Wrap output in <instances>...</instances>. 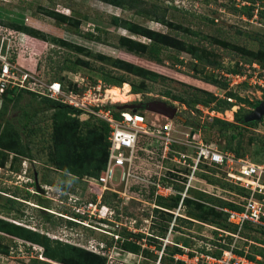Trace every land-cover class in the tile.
Here are the masks:
<instances>
[{"label": "rangeland", "instance_id": "1", "mask_svg": "<svg viewBox=\"0 0 264 264\" xmlns=\"http://www.w3.org/2000/svg\"><path fill=\"white\" fill-rule=\"evenodd\" d=\"M141 1L138 7L149 8L154 5L160 11L164 9L167 19L180 23L183 28H188L194 33L164 27L155 20L136 14L132 8L123 10L99 0H0V56L10 57L13 54V64L17 68L33 73L36 79L41 81H47L50 76L59 73L58 75L63 77L60 84L65 93L89 90V95L82 97L89 108L102 103L111 106L115 112L139 110L148 122L162 123L163 117L166 116L143 108V104L147 102L161 101L174 108L179 117L187 118L189 122L183 124L181 118L167 117L174 129L170 131L172 136L183 138L184 132H189L193 127L194 133L199 131L203 142L210 143L217 149H225L224 146L228 143L226 135L236 133L240 138L237 157L264 160V116L255 125L239 124L235 128L226 126L222 129L224 135H219L218 124L211 123L212 118L216 117L235 124V116L246 114L254 107L251 105L264 96V73L256 72L258 70L252 67L251 62L231 46L218 44V40H225L230 45L248 50L259 49L264 45V19L258 18L255 13L251 17L246 16L245 7L250 4L246 0ZM262 2L264 3V0ZM256 5L259 6V2ZM47 10L68 14L73 20H78L77 27L68 21L44 15ZM111 15L128 18L141 26L181 38L186 43L193 44L199 51L203 49L209 60L219 62V66L202 64L184 51L176 52L169 48L161 49L158 59L152 60L144 53L115 47L112 44L116 43L118 34L146 43L148 39L114 26L110 23ZM10 23H22L47 36L43 39L41 34L34 33L36 36H33L12 30L7 27ZM86 32L98 37V40L85 38ZM56 40H62L63 43ZM115 58L152 70L158 76L150 81L129 74L112 65ZM75 59L81 60L82 63H73ZM62 62L72 66L59 71L56 65ZM257 65L262 67L258 63ZM242 71H245L242 81L232 82V78L228 77L229 74ZM118 75L127 79L129 92H124L125 82H119L116 79ZM210 77L215 81H210ZM228 81L232 84L229 85ZM142 84L147 85V89L143 88ZM109 85L111 87H108ZM96 86L99 87L96 89ZM193 88L206 90L217 97H228L226 100L231 106L212 109L213 103L206 106L195 103L190 107L182 100L203 99V95ZM164 91H169V95H165ZM172 95L178 97L174 98ZM26 101L28 97L24 95L19 99L18 105ZM34 105L28 108L30 112L36 109ZM79 110L71 115H75L78 121H86L89 127H99L100 120L93 118L83 109ZM49 113L48 110L37 113L39 130L32 135L31 145L34 157H21L11 168L9 166L14 162L10 158L11 155H8L5 165L0 166V218L44 234L48 238L97 252L104 257L105 264H157L159 251L156 245L162 242L161 238L157 239L159 243H149L147 237L149 234H157L160 218L151 217L148 205L137 194L134 197L128 196L122 204L117 202L116 193L111 195V188L122 192L124 182L121 184L116 181V173L113 182L107 183L111 188H107L105 195L101 197L105 207H100V211L104 210L100 218L76 216L79 222H68L71 217H75L74 214L79 213L76 209L82 205H76L73 196L82 200L94 197L88 182L84 180L93 175H64L47 165L45 154L48 145ZM191 122L202 126L198 129ZM140 158L145 160L141 156ZM140 166L151 167V164L140 162ZM210 168L214 170L211 171ZM147 169L158 170L155 169V162L152 168ZM142 172L143 170L139 169L140 175ZM230 186L232 187L225 181L220 168L207 166L194 173L187 191L188 198L195 201L196 198L202 199L209 193H212L209 195L212 198L222 201L235 198L233 187L231 189ZM10 200H14L13 206H9ZM202 200L205 201H201L204 204L210 203L206 198ZM197 221L187 224L184 219L178 218L175 223L177 227L174 228L176 232L172 231L168 236H163V243L166 241L168 248L172 244L177 247L183 244L205 250L210 246L206 238L213 237L215 233L200 223L203 221ZM113 233L120 236L114 239ZM201 234L208 237H201ZM107 242H110V245L106 244ZM125 243L134 244L140 250L132 251L123 247L122 244ZM0 244L8 246L7 253L0 249V264H66L45 259L41 255L40 245L6 233H0ZM102 246L103 249L98 250ZM162 255L167 256L165 252ZM158 264L169 262L165 257L164 261L162 259Z\"/></svg>", "mask_w": 264, "mask_h": 264}, {"label": "built area", "instance_id": "2", "mask_svg": "<svg viewBox=\"0 0 264 264\" xmlns=\"http://www.w3.org/2000/svg\"><path fill=\"white\" fill-rule=\"evenodd\" d=\"M251 65L258 70L256 72L264 73V67L259 68L256 62H251ZM244 76L245 71L228 75L232 78V82L242 81ZM228 84L232 83L228 81ZM15 88L31 90L36 88L39 93L50 98L85 110L93 118L105 123L108 128L105 164L96 177L84 179L95 197L87 200L72 197L76 205L82 203L76 209L79 212L78 217L100 218V214L104 213L100 211V207L102 206L101 209L105 207L101 203V197L107 188H111L107 183L113 182L114 173H116V181L121 184L124 182V190L119 192L117 188H111V195L116 193L117 202L120 204L128 196L139 195L148 205L151 217H154L153 209L168 213L170 220L164 235L166 237L172 231L176 232L174 228L177 227L175 223L178 218L198 222L185 214L183 202L184 198H188L187 191L194 173L207 166L220 168L225 181L234 187L232 193L235 198H224L228 205L214 207L226 214L225 219L230 229L200 222L215 233L214 238H206L210 246L202 250L196 246L191 248L179 244L181 251L171 256L180 264H264V255L250 249L251 245L264 249V232L257 233L258 239L262 238L263 242L245 235L248 228L251 233L255 231L253 227L264 231V160L245 159L235 156L232 151L217 149L210 143L203 142L199 131L194 133L193 130H189L184 132L183 138L174 137L170 134V131L174 130L171 120L167 117H163L162 123H156L148 122L139 110L115 112L111 106H105L102 103L89 108L82 100V97L86 98V95H89V90L65 93L58 80L45 82L36 79L33 73L23 72L17 68L13 61H9V56H0V105L4 91ZM90 97L92 98V94ZM140 162L145 164L150 162L151 167L140 166ZM154 162L155 169L158 168V170L147 169L152 168ZM139 169L143 170L141 175ZM174 184L180 185L181 188H175ZM93 186H96L99 192H93ZM149 187L153 188L151 192L148 190ZM134 190L136 193L133 192ZM142 190L149 194L151 199L143 198L140 194ZM203 191L209 193L207 190ZM175 195L178 196V201L173 207L160 206L156 203V198H169ZM124 226L123 224L122 227ZM201 235L204 238L208 237ZM112 236L117 239L120 235L113 233ZM161 244L158 258L163 253L166 241L163 243L162 240ZM214 250H220L219 254H213Z\"/></svg>", "mask_w": 264, "mask_h": 264}, {"label": "trees", "instance_id": "3", "mask_svg": "<svg viewBox=\"0 0 264 264\" xmlns=\"http://www.w3.org/2000/svg\"><path fill=\"white\" fill-rule=\"evenodd\" d=\"M99 1L117 6L123 10H129L130 8H132L134 9L136 14H140L148 19L155 20L162 24L164 27H170L171 29L194 33L188 28H183L180 23L167 19L165 17L164 9L160 11L154 5H150L149 8L138 7L140 2H142L141 0ZM246 1H249L250 3L245 7L247 10L246 16L251 17L255 13L256 15H258V18L264 19V3L262 2V0ZM257 2H259V6L256 5ZM44 15L53 19L68 21V23H72L75 27H77L78 25V20H73L68 14H63L61 12L58 13L54 10H47L45 11ZM110 23L114 26L124 28L127 31L138 34L148 39V42L146 43L118 34L116 35V43L112 44L115 47H123L128 51H137L140 53H144L152 60L158 59L161 49L169 48L175 50L176 52L184 51L188 53L193 59L200 61L202 64H208L212 67L219 66V62L209 60L206 52L203 49H200L199 51L198 48H196L193 44L186 43L183 39L172 36L167 32H162L141 26L128 18L120 17L118 15H111ZM7 27L12 30L27 33L33 36H36L34 33H36L37 35L41 34L43 36V39L47 36L41 31H38L37 29H34L22 23H10L7 24ZM84 37L87 39L98 40V37L91 36L90 32L84 33ZM56 41L63 43L62 40ZM218 44L222 46H231L232 48L240 52L245 59H248L249 62H257L258 64H260V66L264 67V45L259 49L252 51L241 46L230 45L229 42L225 40H218ZM13 59L14 55L12 54L9 57V61H13ZM178 61L180 62V60ZM77 62L82 63V61L79 59H75L73 63ZM112 65L129 74L131 73L142 78H147L150 81L155 80L158 76L157 73L152 70L137 66L135 64H131L129 62H125L118 58L112 60ZM71 66V64L65 62L56 65L57 70L59 71ZM58 74L59 73L50 76L45 82H48L50 80H58L59 82L62 81L63 77L59 76ZM116 79L121 83L127 82L125 76L118 75L116 76ZM208 79H210V81H215L211 77ZM108 87H111V85H109ZM142 87L147 89L148 86L142 84ZM193 89L194 91L203 95V99H183L182 101H184L185 104L189 105L190 107H192L195 103H201L204 106H206L208 103H213L214 106L212 107V109H216V107L229 108L231 106V103L225 98L217 97L211 92L201 90L199 88ZM163 93L165 95H169V91H164ZM24 95L28 97V101L19 106L18 101L20 98H23ZM172 97L177 98L178 96L172 95ZM257 103L258 100L255 101L251 105V107L255 106ZM33 104H35L34 106H36V109L30 112L28 108ZM45 110H48L50 112L48 145L45 154V161L47 165L49 164L48 166L53 170L59 171L64 175H79L84 173L97 176L100 169L104 166L107 154L106 133L108 128L106 127V124L98 121L99 127H89L86 121H78L75 115H71L72 113H78L80 111L78 108L66 105L58 100L39 93L36 88L32 90L28 88H15L13 90L6 89L2 94L0 105V166L5 165L4 163L8 155H11L10 158L14 162L9 166L11 168L20 160L21 157H25L27 159H32L34 157V152H32L31 145L32 135H34L39 130V126L37 125L39 117L37 116V113ZM243 114L244 113L235 116V124H233L234 122L221 120L216 117L212 118L211 123L218 124L220 126L218 130L219 135H224L222 129L226 126L235 128V126L239 124L255 125L258 122H243ZM182 121L183 124L189 123L187 118H183ZM191 123L198 129L202 126V124H200L199 126V124L197 123ZM191 130H194V128L192 127ZM239 130L237 131L238 133ZM238 135L239 134L236 133H230L226 135L228 137V143H226L224 146L225 150L232 151L236 156L239 154L240 145V138ZM232 140H235L234 143H231ZM210 170L212 171L214 169L210 168ZM174 187L178 189L181 188V186L178 184H174ZM232 187L230 186L231 189ZM151 189L153 188L149 187L148 190L151 192ZM92 191L99 192L96 186L92 187ZM133 192L136 193L135 190ZM26 194L28 193L26 192ZM140 194L145 199H151L149 194L144 193V190H142ZM209 195L212 194L205 195L204 197L210 201V203L208 204H204L203 202H201L204 201L202 200L204 198H196V200L194 199L195 201L189 200V198H184L183 202L185 206V214L192 219L209 222L210 224H215L220 227L230 229V226L225 219L226 214L214 207H223L224 205H228V202H226L225 200H218L215 197L212 198V196ZM177 201V195L171 196L169 198H156V203L160 206L165 207H173L176 205ZM13 203H15L14 200H10L9 206H13ZM213 203L217 204L214 205ZM153 212L154 216H158L160 218V221L158 222L159 224H157L159 227V231L155 235H148L147 238L149 243L150 241L158 242V237L162 239V237L165 235L166 227L170 220L168 213L162 212L157 209H153ZM74 215L78 216V214ZM154 218L156 219L157 217ZM185 221L187 222V224L191 223L189 220ZM68 222L73 224L72 221ZM253 229L255 230L254 233L249 232L248 228V231H246L245 235L253 240H260L261 242H263L262 238L258 239L259 236L257 233H263L264 231L254 227ZM250 230H252V228H250ZM0 233H6L16 238H20L24 241L40 245L42 247L41 255L47 260H51L54 262L55 260H57L56 262H64L66 264H105L104 257L97 252H92L89 250H85L80 246H76L67 242H61L53 238H48L44 234L35 232L24 226L14 224L12 222L4 220L3 218H0ZM106 244L110 245V242H107ZM160 244L156 245L157 250L160 249ZM0 245L1 251L3 253H7L8 246L2 244ZM122 245L123 247H128V249H131L132 251L140 250L139 247L134 244L129 243L126 245L125 243ZM168 247L169 245H165L162 250V252H165L167 256L163 257V255L161 254L159 256V261H161L162 259L164 261L166 257V261L169 262V264H180V262H176L175 260H173L171 256L175 252H180V248L173 244L170 245V248ZM100 249H103V246L98 248V250ZM250 249L254 252H258L264 255V249L262 248L251 245ZM145 252L147 251L145 250ZM219 252L220 250H214L213 254L217 255L219 254ZM67 258L69 259V261ZM44 264L49 263L45 262Z\"/></svg>", "mask_w": 264, "mask_h": 264}, {"label": "water", "instance_id": "4", "mask_svg": "<svg viewBox=\"0 0 264 264\" xmlns=\"http://www.w3.org/2000/svg\"><path fill=\"white\" fill-rule=\"evenodd\" d=\"M143 108L162 114L166 117H173L175 115V109L162 103L161 101H150L143 104ZM264 116V96L258 101V103L244 116L243 122L259 121ZM182 120V119H181Z\"/></svg>", "mask_w": 264, "mask_h": 264}, {"label": "clouds", "instance_id": "5", "mask_svg": "<svg viewBox=\"0 0 264 264\" xmlns=\"http://www.w3.org/2000/svg\"><path fill=\"white\" fill-rule=\"evenodd\" d=\"M104 164H105V163H104ZM102 168H103V167H102ZM102 168H101V169H102ZM101 169H100V171H101ZM99 173H100V172H99ZM99 173H98V174H99ZM92 177H96V176H92ZM104 195H105V194H104ZM104 195H103V196H104ZM94 197H95V196H94ZM101 211L104 212V210H101ZM60 214H61V213H60ZM69 221H72V222L74 221L73 223H75V222H77V221L79 222V220H77L76 217H71ZM67 243H68V242H67Z\"/></svg>", "mask_w": 264, "mask_h": 264}, {"label": "bare ground", "instance_id": "6", "mask_svg": "<svg viewBox=\"0 0 264 264\" xmlns=\"http://www.w3.org/2000/svg\"><path fill=\"white\" fill-rule=\"evenodd\" d=\"M123 88H125L124 92H129V86L127 82L124 83Z\"/></svg>", "mask_w": 264, "mask_h": 264}, {"label": "flooded vegetation", "instance_id": "7", "mask_svg": "<svg viewBox=\"0 0 264 264\" xmlns=\"http://www.w3.org/2000/svg\"><path fill=\"white\" fill-rule=\"evenodd\" d=\"M175 115H176V117H175V118H181V119H183L182 117H179V116L176 114V112H175Z\"/></svg>", "mask_w": 264, "mask_h": 264}, {"label": "crops", "instance_id": "8", "mask_svg": "<svg viewBox=\"0 0 264 264\" xmlns=\"http://www.w3.org/2000/svg\"><path fill=\"white\" fill-rule=\"evenodd\" d=\"M1 25V24H0Z\"/></svg>", "mask_w": 264, "mask_h": 264}]
</instances>
